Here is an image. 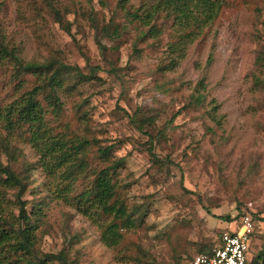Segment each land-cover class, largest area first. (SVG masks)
<instances>
[{
    "label": "rangeland",
    "instance_id": "obj_1",
    "mask_svg": "<svg viewBox=\"0 0 264 264\" xmlns=\"http://www.w3.org/2000/svg\"><path fill=\"white\" fill-rule=\"evenodd\" d=\"M159 1L129 0L123 9L120 0H0V41L25 64L55 60L94 75L60 94L64 106L58 117L48 115V127L115 147L125 159L119 193L142 209L140 226L124 232L118 248L105 246L96 224L70 204L94 176L58 182L48 175L29 128L6 130L0 123L9 143L8 151L0 148L1 159L25 184L21 200L31 223L38 222L41 253L63 251L75 264H192L248 212L256 215L251 254L260 264L264 69L256 58L264 53V0L229 2L182 58L169 49L174 37L165 14L151 24L157 38L127 15ZM14 72L10 59L0 66V109L35 83L32 75L18 82ZM89 160L88 169L98 165L94 155ZM3 192L18 214L17 191Z\"/></svg>",
    "mask_w": 264,
    "mask_h": 264
},
{
    "label": "trees",
    "instance_id": "obj_2",
    "mask_svg": "<svg viewBox=\"0 0 264 264\" xmlns=\"http://www.w3.org/2000/svg\"><path fill=\"white\" fill-rule=\"evenodd\" d=\"M231 1L160 0L143 14L136 11L127 15L141 21L145 26H150L148 33L152 38H157L160 32L156 25L151 24L158 15L165 14L172 21L174 37L169 49L172 53H180L182 58L188 46L215 24ZM128 2L129 0H120L121 7L125 9ZM0 46V66L9 59L14 61V77L18 82H21L22 75L35 77V83L30 90L24 91L11 104L0 109L1 125L5 126L6 130L29 128L30 143L40 156L41 167L58 182L73 180L83 173H91L94 176L89 187L74 196L70 204L96 224L100 240L105 246L118 248L124 241V232L137 229L142 222L140 219L144 217L140 207L131 208L119 193L118 172L125 166V159L118 158L113 153V145L99 146L97 140L92 141L88 137L75 134L67 138L63 134L53 133L48 127V115L58 117L64 106L60 94L77 89L81 83L93 80L94 75L85 76L79 68L55 60L46 64H25L3 41H0ZM256 63L260 69H264V53L257 56ZM172 66L173 64L168 68L172 69ZM94 70L95 68L91 69L92 73ZM259 82L263 81L259 79L255 84L259 85ZM201 101L200 95L196 97V103ZM131 120L135 122L134 117H131ZM1 147L8 151L9 143L0 136ZM94 147H97L96 152L93 151ZM90 155H94L98 163H93L92 169L91 166L90 169L87 167L91 164ZM152 157L157 159L154 154ZM0 187V264H75L63 251L57 254L39 251L38 222L31 223L25 212V204L21 200L25 184L11 164L3 163L1 155ZM3 189L17 191L18 214L10 209L13 203L6 201ZM247 213L242 212L239 221ZM253 217L254 221L256 215ZM226 220L231 221L229 217ZM221 236L217 247L221 245ZM212 250H201V253L193 257L192 264L196 256L211 255ZM260 258H263V252ZM129 260L132 261L130 257Z\"/></svg>",
    "mask_w": 264,
    "mask_h": 264
},
{
    "label": "built area",
    "instance_id": "obj_3",
    "mask_svg": "<svg viewBox=\"0 0 264 264\" xmlns=\"http://www.w3.org/2000/svg\"><path fill=\"white\" fill-rule=\"evenodd\" d=\"M256 232L253 218L246 214L231 233L221 236V245L211 255H198L193 264H256L251 256V242Z\"/></svg>",
    "mask_w": 264,
    "mask_h": 264
},
{
    "label": "flooded vegetation",
    "instance_id": "obj_4",
    "mask_svg": "<svg viewBox=\"0 0 264 264\" xmlns=\"http://www.w3.org/2000/svg\"><path fill=\"white\" fill-rule=\"evenodd\" d=\"M250 253H251V249H250ZM251 256H252L253 261L256 262L257 264H259L258 261H256L257 257L253 256L252 254H251Z\"/></svg>",
    "mask_w": 264,
    "mask_h": 264
},
{
    "label": "water",
    "instance_id": "obj_5",
    "mask_svg": "<svg viewBox=\"0 0 264 264\" xmlns=\"http://www.w3.org/2000/svg\"><path fill=\"white\" fill-rule=\"evenodd\" d=\"M260 264H264V249H263V258H262Z\"/></svg>",
    "mask_w": 264,
    "mask_h": 264
},
{
    "label": "crops",
    "instance_id": "obj_6",
    "mask_svg": "<svg viewBox=\"0 0 264 264\" xmlns=\"http://www.w3.org/2000/svg\"><path fill=\"white\" fill-rule=\"evenodd\" d=\"M230 232H233L232 230H230Z\"/></svg>",
    "mask_w": 264,
    "mask_h": 264
}]
</instances>
